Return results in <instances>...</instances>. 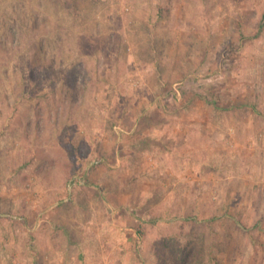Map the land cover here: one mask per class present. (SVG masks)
Returning a JSON list of instances; mask_svg holds the SVG:
<instances>
[{
	"label": "rangeland",
	"instance_id": "obj_1",
	"mask_svg": "<svg viewBox=\"0 0 264 264\" xmlns=\"http://www.w3.org/2000/svg\"><path fill=\"white\" fill-rule=\"evenodd\" d=\"M0 264H264V0H0Z\"/></svg>",
	"mask_w": 264,
	"mask_h": 264
}]
</instances>
